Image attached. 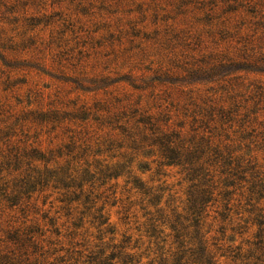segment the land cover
Returning <instances> with one entry per match:
<instances>
[{
  "label": "trees",
  "instance_id": "obj_1",
  "mask_svg": "<svg viewBox=\"0 0 264 264\" xmlns=\"http://www.w3.org/2000/svg\"><path fill=\"white\" fill-rule=\"evenodd\" d=\"M151 1L157 24L162 0ZM166 1L176 13L164 15L163 21L203 13L200 20L211 30L217 26L222 40L240 45L237 56L243 61L229 52H202L203 40L189 41L173 25L162 32H132L141 41L131 39L127 48H122L124 37L113 34L107 44L77 41L74 46L65 38L69 19L59 36L28 35L51 25L60 13L34 16L22 0H0V61L10 69L7 87L26 82L12 84L14 71L39 70L53 77L50 72L57 70L67 81L71 77L64 70L84 72L91 61L93 68L102 64L107 69L111 61L135 58L130 52L136 48L141 60L155 57L151 64L158 68L150 79L146 72L141 77L116 72L113 79L78 77L73 82L84 90L107 88L108 80L109 86L127 83L142 95L149 92L159 109L140 107L141 99L132 103L134 93L71 108L16 109L0 98V264H264V168L257 156H248L255 149L264 151V87L256 85L244 97L235 92L241 77L231 76L264 72V0ZM147 11H142L144 19ZM243 15L250 20L229 26ZM102 46L109 50L100 60L95 48ZM25 56L34 61L19 59ZM197 84H211L208 93L195 97L200 89L188 87ZM173 85L180 93L176 98L169 91ZM29 92L33 102L42 99L41 93ZM182 101L187 103L180 107ZM163 103H168L164 109ZM169 106L181 119L177 125ZM152 165L162 176L177 168L187 184L182 205H163L165 182L154 186L142 179L138 172L151 171ZM50 198V208H42ZM55 204L56 214L65 217L62 223L61 216L51 215ZM117 204L124 222L138 224L134 243L126 235L117 241L105 211Z\"/></svg>",
  "mask_w": 264,
  "mask_h": 264
},
{
  "label": "rangeland",
  "instance_id": "obj_2",
  "mask_svg": "<svg viewBox=\"0 0 264 264\" xmlns=\"http://www.w3.org/2000/svg\"><path fill=\"white\" fill-rule=\"evenodd\" d=\"M9 2H13L14 0H8ZM24 3H28L27 8L29 13L34 16H42L43 14L51 15L56 12L60 13L61 16H56L52 20V24L44 27L41 25L38 27L36 32L28 33L30 34H40V36L44 37L45 39L49 38V35L53 33V35L57 36L58 32L65 29L64 19H69L68 21L72 24L70 29H67L65 34V38L72 39L71 44L75 46V43L78 41H86L92 42H103L107 44L108 42H104L108 39L109 35L113 34L115 37L121 35L124 37V45L122 48L130 47L131 44L129 40L134 39V44L141 41V37L136 38L132 35V32L140 31L141 35L143 32L152 33L155 29H160L161 32L164 31L165 28L174 26L176 27L177 31H181V35H185L186 38H189V41L197 42L199 40H203L204 43L200 49L202 52L205 53H219L224 54L229 52L230 57H236L237 60L243 61L241 57H238V47L240 45L236 44L235 41H231L230 38L228 39H221V34H219L216 27H213V30L210 29L205 21L200 20L204 17L203 13H199L194 11L193 13H188L186 15H178L177 19H168V21H163L164 15H170L171 17L175 16V5L170 6L168 1L162 0L158 3V6L163 9H159L158 12L160 13L159 19L157 24L153 23V13H154V6L155 3H152L151 0H22ZM178 1V0H177ZM143 3L141 9H138V4ZM177 3V2H176ZM141 10V11H140ZM148 10L147 13L148 17L146 19L143 18L142 11ZM234 16V15H231ZM222 18L221 20H223ZM235 19V20H234ZM229 24H236V20L244 19L245 21L250 20V16H242L235 17ZM217 20L214 21L216 24ZM67 25V24H66ZM43 30L41 31L40 29ZM21 29V28H20ZM74 30V31H72ZM20 31V30H19ZM233 33V31H231ZM212 33V35H210ZM13 35H17V30L13 31ZM59 36V35H58ZM184 37V36H183ZM87 46H91L87 44ZM96 51H100V55L97 57L101 60L100 56L102 54H106L109 50V47H96ZM258 51V50H257ZM139 50L133 49L130 54L135 55L136 57H132L130 61L125 60H116L111 61L113 55H110L108 60H110V65L107 69L103 68L104 65L96 66L95 68L92 67L93 61H91L89 67L81 72L78 70L76 74L73 73L71 69L64 70L65 74H68L71 78L67 81L63 78L62 74L57 70H53L50 72L52 76L49 74H44L43 72L31 71H14L11 72V81L14 84L16 81L23 80L26 82H18L14 87L11 85L9 87L8 83H6V77L9 74L10 69L2 66V62L0 61V98L4 101H7L9 104L15 106L16 109L21 108L22 106H26V108H47L50 106H59L64 108H71L74 105L80 106L81 104H88L93 105L96 101L99 100H107L111 96L118 95L123 97L126 93H134L131 102L134 103L141 99L140 107H143L146 110H151V112H157L159 109L154 106L153 99L149 97V92L142 95L139 91L131 90V87L127 83H114L112 85H107L111 83V80H108L105 86L107 88L97 89L94 86H91V90H84L80 88L76 83L73 81L75 78L81 79L84 77H98L101 79L102 77H110L116 78L117 74L125 75V74H132L135 77H141L143 72H146L145 79H150L154 76V70L158 68V64L154 63L151 64L155 57H146L141 60V57L138 56ZM259 55V53H257ZM94 56V54H93ZM27 58L28 60H33L29 56L20 57L19 59ZM49 58V56H48ZM104 60V59H103ZM102 60V61H103ZM124 61V64H123ZM107 65V64H106ZM150 66L151 71H146L145 67ZM50 69V68H48ZM5 71V72H4ZM86 72V73H85ZM81 73V74H80ZM85 73V74H84ZM240 76L241 78L238 80V83L242 85L240 87H235V92H240V94H245L244 97H247L254 86L259 85L264 87V72H260L257 70H247V71H237L236 73H232L231 76ZM57 77V78H55ZM80 81V80H79ZM85 85H89L88 82L84 81ZM141 82V81H138ZM211 84H197L189 86L190 89H200L197 93L193 95L201 96L205 95V89H207ZM178 86L173 85V87L169 90L173 92L174 98L180 95L179 91L177 90ZM9 88L7 90H4ZM29 91L41 93L42 99L39 101L33 102V98H29ZM140 95L141 98H140ZM221 93H218L217 96H221ZM23 101L22 104L17 105L19 101ZM29 100H32V104L27 106ZM183 100V99H182ZM187 103L185 101L180 102V107ZM168 103H163L161 107L164 109ZM157 106V105H156ZM171 109V114L173 115L172 124L177 125V123L181 120L178 119L175 114V107L169 106ZM49 142L44 141L43 147H48ZM256 150V149H255ZM250 151L248 156L254 155L257 156V162L259 165H262L264 168V151ZM156 165H152L151 171H146L144 174L139 175L142 177L144 181H146L150 185L157 186L159 184L164 183V186L168 187V191H166L163 205H165L166 201L168 203H172V206L182 205L185 201L186 195V188L187 184L181 182L180 175L177 174V168L170 167L167 169V175L162 176L158 175L156 172ZM122 183V182H121ZM121 189H118L120 192ZM169 194L173 197V200H170ZM125 198V195H123ZM42 199V198H41ZM53 198L48 200V203L44 209L50 208V201ZM40 206L41 203H39ZM55 204L54 208L51 211V215L53 216H61L59 220L60 223L65 221V217L61 214H56L58 207ZM101 205V203H100ZM121 210L120 204L116 206L107 205L105 211L110 216V222L116 228V238L119 242L122 240V236H133V243L139 237V232L136 230L138 224L134 223V220L130 221V223L124 222L122 220V214L119 213ZM140 222L142 219L140 218ZM90 233H93L94 236L96 235V229L90 228ZM143 240H146L145 238ZM141 241L140 243L144 242ZM148 243L145 241V245L141 246L140 251H144L147 247ZM146 261V259H145Z\"/></svg>",
  "mask_w": 264,
  "mask_h": 264
}]
</instances>
